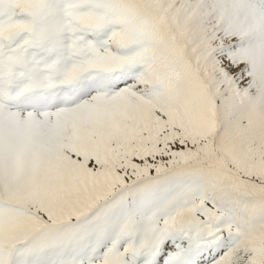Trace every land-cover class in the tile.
Segmentation results:
<instances>
[{
	"label": "snow or ice",
	"instance_id": "6c2138e0",
	"mask_svg": "<svg viewBox=\"0 0 264 264\" xmlns=\"http://www.w3.org/2000/svg\"><path fill=\"white\" fill-rule=\"evenodd\" d=\"M0 264H264V0H0Z\"/></svg>",
	"mask_w": 264,
	"mask_h": 264
}]
</instances>
